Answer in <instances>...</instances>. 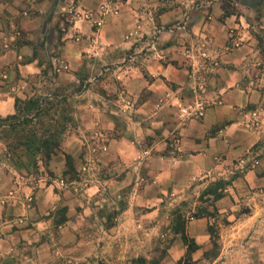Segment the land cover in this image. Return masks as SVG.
Instances as JSON below:
<instances>
[{
    "label": "crops",
    "instance_id": "crops-1",
    "mask_svg": "<svg viewBox=\"0 0 264 264\" xmlns=\"http://www.w3.org/2000/svg\"><path fill=\"white\" fill-rule=\"evenodd\" d=\"M70 1L79 11L93 12L103 25L96 28L77 17L53 64L58 69L60 63L73 77L101 67L103 89L116 94L114 102L120 105L126 92L130 115L96 108L82 116L78 133L65 138L62 151L50 160L47 169L54 178L43 166L45 174L35 187L23 186L14 171L0 165V264H55L59 255L66 260L70 230L66 222L56 224L55 212L69 206L67 216L72 219L76 205L66 192L57 191L58 184L68 170L66 155L79 171L87 158L85 141L96 131L106 141L95 156L102 167L124 164L132 169L139 163L152 178L142 200L150 201L151 192L156 198L170 191L185 193L198 181L233 179L216 207L231 218L243 201L250 210L243 216L245 224L264 230V54L258 41L264 17L262 25L252 26L261 0H228L240 13L228 17L224 0ZM104 5L109 11L105 8L102 17ZM57 6L50 0H0V116L14 113L20 88L4 80L27 78L44 69L33 58V42L49 25L44 15ZM138 27L146 44L142 52L135 44L141 36L134 33ZM129 49L134 54L123 59ZM202 63L209 87L202 98L209 107L202 118L184 119L180 107L188 104L185 91L197 82ZM253 114L257 127L252 126ZM132 179L128 172L118 185H130ZM95 186L88 190L97 193ZM251 261L264 263L254 258L240 264Z\"/></svg>",
    "mask_w": 264,
    "mask_h": 264
},
{
    "label": "rangeland",
    "instance_id": "rangeland-1",
    "mask_svg": "<svg viewBox=\"0 0 264 264\" xmlns=\"http://www.w3.org/2000/svg\"><path fill=\"white\" fill-rule=\"evenodd\" d=\"M50 2H55L60 7H54L50 13L44 15V19L49 20V25L44 29V33L41 29L37 32L39 38L33 42L44 69L39 74L27 78L19 75L14 81L7 82L9 79H6L5 84L20 87L15 93L21 98L31 97L34 94L42 95L50 89L54 91L58 88L63 93L62 87H66L65 93L70 94L79 88L80 92L73 95L68 103L76 125L69 127L66 132L67 137L78 133V127H82V116L89 111L93 112L96 108L102 112L116 111L127 118L132 107L131 100L126 97L125 92L122 94L124 101L121 105L114 102L117 95L105 91L102 87L105 78L104 73L101 74V67H96L92 71L84 69L73 77L69 76V72L59 63L58 69L63 72L60 73L55 67L57 73H54V70L47 75L43 73L48 68L49 60L53 61V58L60 57L64 46L62 39L69 33L70 27L78 17V9L74 1L50 0ZM103 8L102 17L106 9L109 11L107 6L104 5ZM113 11L118 13L119 10ZM258 14L255 12L252 18L254 19ZM28 15L36 16L32 12H28ZM90 15L93 25L101 28L96 22L102 20H94L93 12ZM131 33H128V37H132ZM134 33L141 35L140 27ZM156 35L157 33H154L153 41H157ZM141 38L142 35L135 41L136 45H141L137 49L139 52H142L143 47L146 46V44L142 45ZM150 43L152 44V40ZM129 50L130 52H127L123 59L128 60L134 54L135 51ZM89 60L87 58L86 62ZM203 65V63L198 65L195 85L205 86L206 91L198 88V94L195 95L192 86H189L185 91L188 104L195 101L197 96L205 98L208 92ZM114 78L113 80H116ZM95 100H98L97 103ZM124 121L127 122V119L124 118ZM98 133V131L94 132L85 141L87 158H83L82 168L79 171L76 169L77 174L66 175L62 180L64 183L58 184L60 189L57 191L66 192L67 197L73 198L76 215L72 219L68 218L69 206L66 207L67 212L64 214L61 212L64 207L61 206L55 212L56 224L63 215L70 230L66 232V260L59 255L61 260L55 264H178L181 259H183L181 264H240L242 259L254 258L264 262V230L258 232L254 227L245 224L243 216L250 210L243 201H238L239 206L230 218L227 213L219 211L212 199H208L205 192L210 184H204L203 181L196 182L185 193L179 195L170 191L156 198L157 196L151 192L150 201L142 200L143 190L152 183V178L143 171L139 163L132 169H127L124 164L102 167L95 156L103 149L106 141ZM6 145L5 140L0 139L2 168L14 171L23 186L27 184L35 187L45 174L44 170L41 169L37 173L34 170L16 168L11 159L4 157L8 152ZM128 172L133 178L131 184L118 185V182L126 180ZM225 181L232 183V179ZM95 185L99 187V191L90 192L88 189L96 187ZM228 189L230 186L226 190ZM226 190L225 193L228 194ZM200 207L209 209L214 216L195 218L194 214ZM176 213L188 219V233L201 246L191 259H186V246L181 236H175L171 229ZM209 226H213L217 232L216 242L210 237ZM193 233L199 234L196 236ZM247 264L254 263L251 261Z\"/></svg>",
    "mask_w": 264,
    "mask_h": 264
},
{
    "label": "trees",
    "instance_id": "trees-1",
    "mask_svg": "<svg viewBox=\"0 0 264 264\" xmlns=\"http://www.w3.org/2000/svg\"><path fill=\"white\" fill-rule=\"evenodd\" d=\"M258 6L256 13L259 14L252 21V26L263 24L261 21L264 17V0H261ZM222 8L224 17L240 14L228 0H224ZM258 32V41L264 54V27L259 28ZM33 58L39 59L36 48ZM40 65L44 64L40 61ZM54 68L53 61L49 60L48 68L43 73L47 75L53 70L54 73H57ZM62 89L63 93L58 88L54 91L50 89L42 95L34 94L27 98L16 97L14 113L5 117L0 116V139L5 140L8 151L4 154V157L11 159L16 168L28 171L34 170L39 173L42 166L47 169L52 157L62 151L63 142L67 138L66 132H68L71 125H76L75 117L69 111L68 103L73 95L80 92L78 88V90L76 89L72 93L66 94V87H62ZM66 159L68 170L65 172L64 177L72 173L77 174L72 157L66 155ZM47 174L49 177L54 178V174L48 169ZM230 185L231 181L219 180L213 182L208 186L205 194L209 197V200L212 199L216 203L226 196L225 190ZM61 212L64 214L67 212V208H62ZM213 216V212L202 207L194 214L197 219ZM66 221V217L62 215V219L57 222V225ZM173 222L172 232L175 236H181L186 246V259H191L192 255L200 250L201 246L188 233V219L184 215L176 213V218ZM209 234L211 239L216 242L217 232L213 226H209ZM182 262L183 259L178 264Z\"/></svg>",
    "mask_w": 264,
    "mask_h": 264
},
{
    "label": "built area",
    "instance_id": "built-area-1",
    "mask_svg": "<svg viewBox=\"0 0 264 264\" xmlns=\"http://www.w3.org/2000/svg\"><path fill=\"white\" fill-rule=\"evenodd\" d=\"M78 11V17L84 18L86 21L92 22L93 20H91V15L88 12L85 11ZM98 27H102L103 23L102 21H97L96 22ZM6 48L10 47L8 44H6L5 46ZM198 88L201 91L205 90V86L203 85H193L192 89L193 92L196 94H198ZM209 107V102L207 101V99H203L200 96H197V98L195 99V101H193L192 103L188 104V105H183L180 107V113H181V117L184 119H188V118H202L205 116L206 114V110ZM253 120H252V126L257 127L258 126V120H257V115L253 114ZM62 184L64 183V181L61 182Z\"/></svg>",
    "mask_w": 264,
    "mask_h": 264
}]
</instances>
